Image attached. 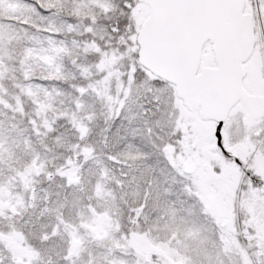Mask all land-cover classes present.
<instances>
[{
    "label": "snow or ice",
    "instance_id": "1",
    "mask_svg": "<svg viewBox=\"0 0 264 264\" xmlns=\"http://www.w3.org/2000/svg\"><path fill=\"white\" fill-rule=\"evenodd\" d=\"M0 264H264V0H0Z\"/></svg>",
    "mask_w": 264,
    "mask_h": 264
}]
</instances>
